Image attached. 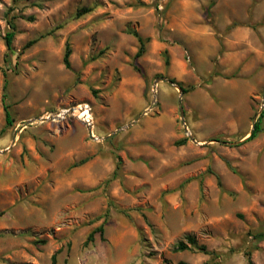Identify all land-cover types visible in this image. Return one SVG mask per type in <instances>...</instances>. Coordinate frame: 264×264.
<instances>
[{
	"label": "rangeland",
	"instance_id": "rangeland-1",
	"mask_svg": "<svg viewBox=\"0 0 264 264\" xmlns=\"http://www.w3.org/2000/svg\"><path fill=\"white\" fill-rule=\"evenodd\" d=\"M138 2L0 0V264H264V0Z\"/></svg>",
	"mask_w": 264,
	"mask_h": 264
},
{
	"label": "trees",
	"instance_id": "trees-1",
	"mask_svg": "<svg viewBox=\"0 0 264 264\" xmlns=\"http://www.w3.org/2000/svg\"><path fill=\"white\" fill-rule=\"evenodd\" d=\"M137 2V5H141L138 0H134ZM211 6V5H210ZM209 6V7H210ZM91 11L90 8H82L80 10H78L76 12V17H80L82 15H85L87 13H89ZM9 31L7 32L6 36H5V41H6V45L7 47H10L11 45V42H12V38L14 36V24L9 21ZM130 34L133 35L137 41H138V44H139V47H138V51L136 53V58L140 57L143 52H144V47H145V41L143 39H141L137 33L135 31H130ZM33 42H29L27 45H31ZM70 55V49L68 46H66L65 48V52H64V57H63V63H64V66L66 68H68L69 66V63H68V57ZM137 70V69H136ZM6 86V84H5ZM182 92L183 93H186L187 90L185 89H182ZM4 113H5V121H6V124L7 125H10L12 123L11 121V118H10V112L8 110V106L4 105ZM263 118H264V107H263V110L260 112L258 118L256 119V121L253 123V127L251 128L250 130V133L248 135V137L243 141H250L252 139H254L259 133L263 132L264 131V128L262 127V121H263ZM80 163H83V162H80ZM217 184H219V180H217ZM97 231L102 234V227H98ZM254 238H258V239H264V232H261V233H258V234H255L254 235ZM93 240V233H91L87 239H86V244L91 242ZM186 240H187V244L183 243V242H179L177 243V245L175 246L174 250L175 251H184V250H190L191 247L195 248V249H199L201 251L204 250L203 246H197V243L195 241V239L191 236H187L186 237ZM246 256V259H247V264H253L249 258V254L246 253L245 254ZM23 264H27V263H23ZM50 264H56V254L52 255V257L50 258ZM180 264H185V263H180Z\"/></svg>",
	"mask_w": 264,
	"mask_h": 264
},
{
	"label": "water",
	"instance_id": "water-1",
	"mask_svg": "<svg viewBox=\"0 0 264 264\" xmlns=\"http://www.w3.org/2000/svg\"><path fill=\"white\" fill-rule=\"evenodd\" d=\"M158 82H164V83H167V84H169V85L174 86V84H173V82H172L171 80H168V79H166V78H164V77H158V78H156V79L154 80V82H153V90H154V88L156 87V84H157ZM176 88H177L178 91H179V96H180L179 99H181L182 94H183V92H182V88H180V87H176ZM153 97H155V95H153ZM263 107H264V95H263V97H262L260 111L263 110ZM71 111H72V108L68 109V112H71ZM58 112H59V111L53 113V115L48 116V117H40V118H36L35 120H36V121H40V122H44V121H46V120H52V121H53V120H59L60 118H58V117L56 116ZM180 115H181V119H183L182 108H180ZM252 127H253V124H252ZM85 128H86L87 135H88L89 139H91V140H95V141L102 140V138L96 137V136L94 135L91 126L87 125ZM184 131H185V133L187 134L189 140H191L192 142H194L193 138H192V137L190 136V134L188 133L187 127H186L185 125H184ZM249 133H250V132H249ZM245 139H246V138H245ZM245 139H244V140H245ZM244 140H243V141H244ZM243 141H241V142H243ZM6 151H7V150H3V151H0V153L3 154V153H5Z\"/></svg>",
	"mask_w": 264,
	"mask_h": 264
},
{
	"label": "bare ground",
	"instance_id": "bare-ground-1",
	"mask_svg": "<svg viewBox=\"0 0 264 264\" xmlns=\"http://www.w3.org/2000/svg\"><path fill=\"white\" fill-rule=\"evenodd\" d=\"M66 115H74L78 118L82 123L89 122L92 123L90 109L86 105H76L72 107V111L68 112V109H61L57 113V117L62 119Z\"/></svg>",
	"mask_w": 264,
	"mask_h": 264
},
{
	"label": "built area",
	"instance_id": "built-area-1",
	"mask_svg": "<svg viewBox=\"0 0 264 264\" xmlns=\"http://www.w3.org/2000/svg\"><path fill=\"white\" fill-rule=\"evenodd\" d=\"M51 115H53V113H50V114H47L46 116H44V117H48V116H51ZM64 118V117H63ZM85 127L87 126V125H89V126H91L92 127V123H89V122H86V124L85 123H82ZM93 128V127H92ZM93 130V129H92Z\"/></svg>",
	"mask_w": 264,
	"mask_h": 264
}]
</instances>
